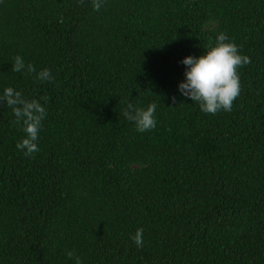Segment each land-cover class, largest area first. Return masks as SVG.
I'll return each instance as SVG.
<instances>
[{"label": "trees", "instance_id": "1", "mask_svg": "<svg viewBox=\"0 0 264 264\" xmlns=\"http://www.w3.org/2000/svg\"><path fill=\"white\" fill-rule=\"evenodd\" d=\"M221 32L250 63L212 115L178 84ZM6 87L47 115L27 157L0 101V264H264V0H0Z\"/></svg>", "mask_w": 264, "mask_h": 264}, {"label": "clouds", "instance_id": "2", "mask_svg": "<svg viewBox=\"0 0 264 264\" xmlns=\"http://www.w3.org/2000/svg\"><path fill=\"white\" fill-rule=\"evenodd\" d=\"M82 2V0H81ZM103 0H92L93 9L99 11ZM182 63L187 66L185 80L179 82L178 88L181 94L189 97L193 102H198L201 111L215 115L217 112L231 111L233 101L240 92V79L237 69L250 63V57L241 55L235 42L230 41L228 36L221 32L216 36L215 45H210L203 55L183 58ZM13 72L35 73L38 81L53 80L50 69L44 68L37 71L31 64H25L19 55L12 64ZM175 99V97H173ZM3 101L11 108L17 125L21 126L24 138L16 144L25 156L32 157L39 152L37 141L42 128V121L47 112L45 107L37 99H26L21 91L12 87H6ZM156 103H150L146 108L136 107L128 103L123 110V116L136 125L138 132L152 130L156 126L155 111ZM137 247L143 246V229L138 228L131 237ZM66 256L73 259L75 264H82L81 258L73 250H68Z\"/></svg>", "mask_w": 264, "mask_h": 264}]
</instances>
